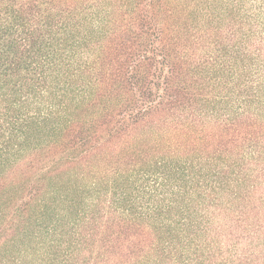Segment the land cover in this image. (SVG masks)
Here are the masks:
<instances>
[{"label":"trees","instance_id":"16d2710c","mask_svg":"<svg viewBox=\"0 0 264 264\" xmlns=\"http://www.w3.org/2000/svg\"><path fill=\"white\" fill-rule=\"evenodd\" d=\"M0 264H264V0H0Z\"/></svg>","mask_w":264,"mask_h":264}]
</instances>
